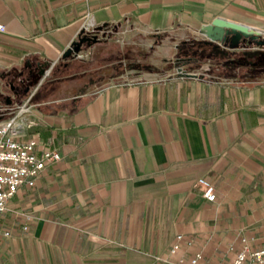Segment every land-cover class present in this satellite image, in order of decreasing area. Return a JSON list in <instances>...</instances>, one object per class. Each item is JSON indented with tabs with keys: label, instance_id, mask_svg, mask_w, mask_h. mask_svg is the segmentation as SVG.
Listing matches in <instances>:
<instances>
[{
	"label": "crops",
	"instance_id": "0c3cea01",
	"mask_svg": "<svg viewBox=\"0 0 264 264\" xmlns=\"http://www.w3.org/2000/svg\"><path fill=\"white\" fill-rule=\"evenodd\" d=\"M87 12L91 33L81 31ZM217 15L264 29V0H0V77L15 75L11 104H30L23 139L60 154L12 197L32 217L0 237V264H186L200 248L228 260L243 236L264 245V66L236 63L217 77L137 69L131 81L134 69L113 64L134 32L164 33V58L188 36L219 57L264 49L206 42L198 29ZM43 65L20 96V73Z\"/></svg>",
	"mask_w": 264,
	"mask_h": 264
},
{
	"label": "built area",
	"instance_id": "2783aa9c",
	"mask_svg": "<svg viewBox=\"0 0 264 264\" xmlns=\"http://www.w3.org/2000/svg\"><path fill=\"white\" fill-rule=\"evenodd\" d=\"M94 21L91 13L83 16L81 31L91 33L94 31ZM0 28H3L0 25ZM30 104L22 102L0 106V237L8 238L12 234V224H7L8 216L12 213L20 215L25 221L32 216L25 211L14 210L11 207L12 197L23 185L32 186L36 177L45 168L48 162L58 160L60 154L55 148H46L36 151L37 137L23 139L25 127L30 121L24 118V112ZM195 186L208 200H215L216 192L213 182L205 177H198ZM183 234L178 232L174 235L169 252L175 253L180 249ZM193 240L189 239L187 245H192ZM227 251L232 253L227 260L225 256L205 257L203 249L195 250L189 256L186 264H264V245L254 246L252 238L243 236L239 247L229 245ZM170 264H185L184 256L177 260L166 259Z\"/></svg>",
	"mask_w": 264,
	"mask_h": 264
},
{
	"label": "rangeland",
	"instance_id": "374dc122",
	"mask_svg": "<svg viewBox=\"0 0 264 264\" xmlns=\"http://www.w3.org/2000/svg\"><path fill=\"white\" fill-rule=\"evenodd\" d=\"M124 24L121 25H117L116 29L118 31H121L122 29H124ZM2 29V28H1ZM182 33V32H179ZM121 34V33H119ZM132 34V33H131ZM130 33H128V35L124 34L121 35L122 38H119L118 43L121 44L122 46V53L120 52L117 55L118 61H115L113 64L114 66H116V64H118V66L120 67V65L122 66V68H128V69H134L136 71H129L128 74V79H130L131 81H133V78L136 77V75L138 73H141L139 71H137V69H139L140 71L144 70V71H157L159 73H161L162 77L164 78H171L174 77L176 75H186V74H194L196 76L199 75H209L212 77H217V76H221L223 74L229 73L231 74L233 67H230L226 70H222L221 68V64H216L213 63L212 61H210L211 58L209 57H205V58H201L199 59L196 63H199V65L196 67V63L195 61L190 64V62L188 61L189 59H186L187 55H183V54H179V50H178V44L181 42H186V44L188 45V48H191V43L188 42L190 40V37H186L185 39H178L177 41V51L175 53L174 56L170 57V58H164L159 54L158 51V47H157V43H159L163 38H164V33L162 32H146L144 34L138 33V32H134L133 35H131ZM124 36V37H123ZM169 41V40H166ZM245 45H251L252 46H256L259 47L260 45L256 44L254 45L252 44H248V43H244ZM246 47V46H245ZM254 51V50H253ZM128 52V54L126 55V53ZM174 60V61H179L181 63V65L178 66H165V64L163 63V60ZM203 62H209L208 66L203 67L202 64ZM215 62V61H214ZM152 64L153 66H157L158 69H145L139 65L133 66V64ZM120 64V65H119ZM188 67H192L189 68L190 70H187ZM187 68V69H186ZM259 70V69H256ZM252 70H245L244 72H250ZM11 79L6 80L3 79V77H0V94L5 95V100L4 101H0V106H6V105H11V100H13L12 95H10V89H15L16 84H15V75L13 74L11 77ZM2 80V81H1ZM26 82L28 83V85H26ZM25 83V84H24ZM30 80L29 81H24L23 85H21L20 87V96L21 94H23L26 90V88L29 89L30 86ZM11 86L13 88H11ZM7 100H10V102H8ZM1 111V110H0ZM21 211V210H19ZM24 211V210H22ZM13 214V217H12ZM8 216L7 219V224H11L14 221H20L22 222V217L20 215H16L14 213H12ZM9 238V237H8ZM6 239V238H3Z\"/></svg>",
	"mask_w": 264,
	"mask_h": 264
},
{
	"label": "water",
	"instance_id": "95a60500",
	"mask_svg": "<svg viewBox=\"0 0 264 264\" xmlns=\"http://www.w3.org/2000/svg\"><path fill=\"white\" fill-rule=\"evenodd\" d=\"M198 31L206 37V42L218 43L230 48L238 47L241 42L248 44L256 43L264 46V38L261 37L264 31L263 28L223 15H217L211 22L200 26ZM241 37H243L242 40H240ZM228 38H232V40L228 41ZM82 41L83 38L75 41L63 52V57L69 56L72 51L77 52L80 49ZM45 71V67L40 68L37 71L36 78H30V81L37 82L46 73ZM27 79H29L28 76ZM11 88L13 87L11 86Z\"/></svg>",
	"mask_w": 264,
	"mask_h": 264
},
{
	"label": "trees",
	"instance_id": "16d2710c",
	"mask_svg": "<svg viewBox=\"0 0 264 264\" xmlns=\"http://www.w3.org/2000/svg\"><path fill=\"white\" fill-rule=\"evenodd\" d=\"M207 47H201L200 44H198L197 46H193L191 45V48H188V45L186 44V42H181L178 44V52L179 54H183V55H187L186 59H189V62H194L195 63L201 59V58H215V61L221 64V68L222 70H226L229 67H232L233 65H235L236 63H251L256 65L257 69H261L264 65H262L264 63V49L263 50H259V51H250V52H243V53H223L220 57L218 53H212L211 50L206 49ZM251 60V61H250ZM163 63L165 64V66H178L181 65V63L179 61H174V60H163ZM139 65L145 69H158L157 66H153L152 64H133V66ZM199 65V63H196V67ZM228 67V68H227ZM189 68L192 67H188L187 70H190ZM264 68V67H263ZM5 95L0 94V101H4L5 100Z\"/></svg>",
	"mask_w": 264,
	"mask_h": 264
},
{
	"label": "flooded vegetation",
	"instance_id": "af4514ba",
	"mask_svg": "<svg viewBox=\"0 0 264 264\" xmlns=\"http://www.w3.org/2000/svg\"><path fill=\"white\" fill-rule=\"evenodd\" d=\"M242 39H243V37L240 38V40H242ZM231 40H232V38H228V41H231ZM42 67H44V65L41 66V68H42ZM37 71H38V70L32 71V72H30V73H20V76H22V77H21V78H22V82H24V81H29L30 78L34 77V75L37 73ZM27 76L29 77V79H27Z\"/></svg>",
	"mask_w": 264,
	"mask_h": 264
}]
</instances>
